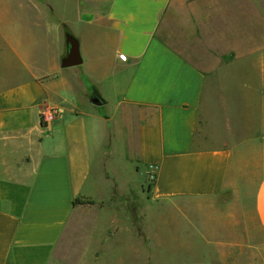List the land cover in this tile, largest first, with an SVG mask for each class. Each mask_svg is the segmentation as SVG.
<instances>
[{
    "label": "crops",
    "instance_id": "1",
    "mask_svg": "<svg viewBox=\"0 0 264 264\" xmlns=\"http://www.w3.org/2000/svg\"><path fill=\"white\" fill-rule=\"evenodd\" d=\"M105 2L100 14L0 0V41L17 68L0 79V264H49L79 214L107 216L113 196L131 194L132 166L155 174L148 207L173 204L189 220L198 207L180 202L234 196L241 217L229 206L226 220H241L264 264V59L233 45L243 56L208 75L158 36L170 0ZM71 39L82 61L68 67ZM54 107L60 116L42 123ZM77 197L96 204L74 207ZM101 238L88 242L111 241Z\"/></svg>",
    "mask_w": 264,
    "mask_h": 264
},
{
    "label": "rangeland",
    "instance_id": "2",
    "mask_svg": "<svg viewBox=\"0 0 264 264\" xmlns=\"http://www.w3.org/2000/svg\"><path fill=\"white\" fill-rule=\"evenodd\" d=\"M76 1L80 12L101 14L106 9L105 0H63V11L70 13ZM157 34L208 75L215 71L218 59L243 56V52H228L226 47L237 45L240 51L248 50L246 59H264V0H170ZM7 63L12 65L13 60L0 41V79L17 70ZM229 72L234 76L240 68L230 67ZM233 81L230 85L235 87ZM215 131H219L218 124ZM140 168L137 172L130 168L136 188L131 194L113 196L118 203L111 205L107 216L97 219L98 215L90 213L78 215L66 231L58 250L61 253L49 264L256 263V253L242 243L241 220L234 224L226 220L229 206L233 207L230 213L241 217L234 208L238 204L234 196L226 194L206 203L180 202L181 206L198 207V211H189L193 216L189 220L173 204L147 206V191L155 179ZM107 220L109 226L104 228ZM102 236L110 237V243L88 242L90 237ZM254 240L258 242L257 234Z\"/></svg>",
    "mask_w": 264,
    "mask_h": 264
},
{
    "label": "water",
    "instance_id": "3",
    "mask_svg": "<svg viewBox=\"0 0 264 264\" xmlns=\"http://www.w3.org/2000/svg\"><path fill=\"white\" fill-rule=\"evenodd\" d=\"M70 59L66 63V66H77L81 63V56L79 51V45L78 42L75 39L70 40ZM94 103L100 104V101L98 98H94Z\"/></svg>",
    "mask_w": 264,
    "mask_h": 264
},
{
    "label": "built area",
    "instance_id": "4",
    "mask_svg": "<svg viewBox=\"0 0 264 264\" xmlns=\"http://www.w3.org/2000/svg\"><path fill=\"white\" fill-rule=\"evenodd\" d=\"M120 58L122 60H126V57H124V56H121ZM60 114H61V111L57 107L51 108L47 111H44L41 115L42 123L49 124L52 121H54L57 117H59ZM149 177L151 179H155V174H150Z\"/></svg>",
    "mask_w": 264,
    "mask_h": 264
},
{
    "label": "trees",
    "instance_id": "5",
    "mask_svg": "<svg viewBox=\"0 0 264 264\" xmlns=\"http://www.w3.org/2000/svg\"><path fill=\"white\" fill-rule=\"evenodd\" d=\"M96 204L95 201L85 198L77 197L73 201V206H94Z\"/></svg>",
    "mask_w": 264,
    "mask_h": 264
}]
</instances>
